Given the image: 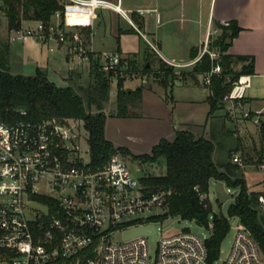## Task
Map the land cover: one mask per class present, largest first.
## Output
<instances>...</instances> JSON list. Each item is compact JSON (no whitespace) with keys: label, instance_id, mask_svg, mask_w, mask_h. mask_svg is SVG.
<instances>
[{"label":"built area","instance_id":"2783aa9c","mask_svg":"<svg viewBox=\"0 0 264 264\" xmlns=\"http://www.w3.org/2000/svg\"><path fill=\"white\" fill-rule=\"evenodd\" d=\"M60 1L65 6L64 15L56 10L48 23L32 20L33 25L23 20L20 28L10 32V41L33 38L49 51L60 50L70 69L94 59L99 70L116 80L138 76L141 70L134 57L123 56L117 50H95L91 37L77 27L88 12L106 7L127 18L160 54L157 44L128 15L133 11L141 13L142 9H125L123 0ZM209 42L207 39L191 62H166L189 66L205 53L212 60L218 59L220 52L210 49ZM220 71L216 63L203 73L204 83L209 85L211 76ZM249 85V75L239 76L224 101L229 104L233 121L251 119L260 125L264 106L241 109ZM72 121L52 117L40 122H8L0 113V264H264L257 241L237 217L234 238L222 262L219 258L208 262L206 240L212 223L208 236L189 229L161 234L152 253L148 237L158 232L157 223L171 217L161 218L170 190L147 189L118 154L103 164H95L89 147H80L81 132ZM232 160L245 167L241 153H235ZM194 188L199 189L198 185ZM226 190L232 192L229 187ZM199 198L203 201L210 196L199 192ZM258 201L264 208V190L259 192ZM148 224L154 225V233L125 237L126 230ZM114 236L119 239L113 240Z\"/></svg>","mask_w":264,"mask_h":264},{"label":"trees","instance_id":"16d2710c","mask_svg":"<svg viewBox=\"0 0 264 264\" xmlns=\"http://www.w3.org/2000/svg\"><path fill=\"white\" fill-rule=\"evenodd\" d=\"M56 10H61L64 15L65 6L60 0H0V113L8 122L20 119L40 122L52 117L83 120L88 131L91 160L95 164H103L113 155L129 153L126 147L115 145L105 134L107 114L104 109L112 94L111 75L99 70L94 59L90 63L88 79L83 80L77 70L70 69L69 83L66 85L56 84L48 78L46 71L39 68L32 75L14 71L10 32L20 28L23 20H43L48 23ZM3 17L5 29L2 33ZM135 21L139 28L143 26L139 18L135 17ZM77 27L90 37V25L79 24ZM220 28L221 33L209 42L210 49L220 52L219 58L212 60L210 55L205 53L195 62L191 71L192 75L203 74L216 63L221 66V71L211 76L208 85V123L214 112L224 105V96L239 76L254 71L253 56L233 55L228 52L233 38L241 28L234 21L220 25ZM197 55L198 51L192 50L191 57ZM159 61L156 75L164 73L167 78H177L172 65L162 59ZM234 61L248 62L239 70H235L232 67ZM144 70H150V65L145 64ZM124 82L125 78L117 79L115 115L118 117L134 115L133 108L141 106L143 101V86L126 88ZM21 111H25V114ZM221 129L220 132L212 127L207 136L197 135L188 128L177 130L173 138L162 137L149 152L132 154L134 159L150 162L161 157L165 160L166 170L163 174H147L140 177L141 183L149 190H170L165 213L161 218L168 215L178 216L194 220L207 228L212 223L211 234L206 240L209 263L219 258L221 243L230 230V217H237L251 232L264 254V208L259 206V192L248 190L244 168L231 158L234 151L242 149L241 141L234 137L235 132L224 123ZM259 132L261 148L257 162L264 164V119L259 125ZM230 138L233 146L230 145ZM222 148L227 158L221 162L216 161L215 152L221 151ZM243 160L245 163V159ZM211 179L223 182L226 187L235 191L227 215L214 212L209 198L203 201L199 198V192L209 193ZM196 185L198 190L194 188Z\"/></svg>","mask_w":264,"mask_h":264},{"label":"rangeland","instance_id":"374dc122","mask_svg":"<svg viewBox=\"0 0 264 264\" xmlns=\"http://www.w3.org/2000/svg\"><path fill=\"white\" fill-rule=\"evenodd\" d=\"M149 1L150 0H123L122 7L134 10L146 5ZM1 14L3 16L2 12ZM128 15L139 28L138 23L135 21V17L139 18V15L136 12H128ZM145 16L147 18V27L145 29L140 27L139 29L141 32L145 33L152 42L157 44L154 37L148 33L151 28H154L155 13H145ZM80 24H90L92 28L90 37L95 50H118L123 56L135 58L137 65L141 69V73L135 77V81L132 82V85L134 86L137 83H141L140 86H143L144 103L139 107L133 108L135 114L132 116H116L117 80L113 77L111 87L114 94H111L104 109L107 114L105 134L115 142L123 143L128 147L129 153L122 152L119 153L118 156L126 162L131 172L136 177H142L147 174H163L166 170L163 157L150 162L144 159H134L132 154L140 155L149 152L154 143H157L162 137L173 138L174 134H171L172 127L175 126L177 128L180 122L188 120L195 123L204 122L208 111V104L205 103V100L210 94V89L209 86L204 83L203 75L201 73L190 75L187 81L176 80L174 84H172L171 79H168L164 73H161L159 76L156 75L155 71L157 69L156 66L159 64L160 54L149 45L137 29L129 24L127 18L122 17L110 8H96L93 13L88 12L86 16L84 15V20L83 18L80 20ZM27 25H33V22H28ZM4 29L5 18L3 17L2 33ZM214 38L215 37H211L210 41ZM34 40L35 39L31 38L30 40L24 41V43L20 40L11 42L12 47L18 52L20 51L24 58V68H19L18 70L16 69L18 68V64L20 65V62L16 58L13 59L14 71H20L27 75L35 74L37 66L40 67L45 62L47 56H49L52 65L58 69V72L55 69H49V76L58 85H65L66 82L61 75L65 74L70 67L69 64L65 62V56L61 55L63 52L55 50L58 54L49 53L47 51L49 49L46 45H42L40 42ZM165 40L170 42L171 48H175L177 51L179 50L181 52V43L187 40V38L184 36H180L179 38L171 36L170 38H165ZM178 41L180 42L179 45L176 43ZM157 46L159 48V44H157ZM177 55L185 59L188 58L185 54L179 53ZM59 56H61L62 59H59ZM147 63H150V70L145 71L144 66ZM59 71L61 75L58 74ZM176 71L178 75L177 78H186L187 71H185V69L177 68ZM142 77L146 78L145 82L142 80ZM128 83L130 82L128 81ZM150 86H153V88L151 89ZM250 89L251 88L247 89L246 95H248ZM144 115L145 117H141ZM72 125L77 131L81 132L79 145L86 150L88 148V131L84 126L83 120L75 119L72 121ZM230 125L233 126L231 123ZM86 155L85 153V156ZM244 169L248 183L253 182L256 177L261 176L264 170H260L253 166H246ZM216 183L214 179L210 180L209 196L213 211L217 213L222 212L227 215L228 207L234 200L235 191L232 189V192H229V198L226 201H220L215 188ZM229 219L230 230L221 243L219 262H222L226 257L234 238L237 218L230 217ZM156 226L159 229L158 232L148 237L152 253L157 247V241L161 234L170 235L180 230L187 229L201 236H208L210 233L209 228L198 224L196 221L182 219L178 216H171L163 223H157ZM118 239L119 236L113 237V240Z\"/></svg>","mask_w":264,"mask_h":264},{"label":"crops","instance_id":"0c3cea01","mask_svg":"<svg viewBox=\"0 0 264 264\" xmlns=\"http://www.w3.org/2000/svg\"><path fill=\"white\" fill-rule=\"evenodd\" d=\"M136 9H142L141 13L136 11L133 12H136L139 15V19L143 23L142 28L144 29L147 27V18L145 13H155L154 28H151L148 33L151 34L156 43L159 44V59H162L165 62L166 60H169L180 64H185L194 60L196 57H191L192 50H197L199 54L207 39L216 37L221 33L220 25H226L230 21L236 22L241 29L233 38L228 52L233 55H249L254 58L253 73L245 74L250 76V85L246 88L244 98L241 100V109L255 110L264 106V0H150L146 5ZM157 15H159V20H157ZM28 22L33 21L26 20L25 23L27 24ZM171 36L177 38L184 36L187 38V40L181 43V52L179 50L177 51L175 48H171L170 42L165 40V38H170ZM22 42L24 43V41ZM176 43L179 45L180 42L178 41ZM12 50L14 58L20 62V65H18L20 66L19 68L23 69V54H21L20 51L18 52L13 47ZM47 51L49 53L58 54L56 51ZM179 53L187 55L188 58L185 59L184 57H178L179 55L177 54ZM61 55L63 56L64 53ZM58 58L60 59L61 56ZM50 60L49 56H47L45 62L40 67L37 66L36 70L39 68L46 71L48 78L54 81L49 76L48 71L49 69H55L58 72V69L52 65ZM247 62L248 61H234L232 63V67L235 70H239L243 64ZM159 65L160 61L158 66H156V70H158ZM193 66L194 64L189 66H173L175 73L177 72V68L185 69V71H187L185 76L186 78L172 79L171 76H168V79H171L172 84H174L176 80L187 81L190 75H192L191 71ZM137 67L139 68L138 65ZM74 69L81 74V78L83 80L89 78L90 63H83L76 66ZM69 70L70 68L63 75H61L60 71L58 73L65 80L66 84L69 83ZM135 77L129 78V80L126 79L124 86L126 88H139L141 83H137L134 86L132 85V82L135 81ZM128 81L130 83H128ZM150 88L152 89L153 86H150ZM248 88L251 89L248 95H246ZM112 92V94H114V91ZM142 103H144V101ZM205 103L208 104L209 110V103L207 99L205 100ZM141 117H145V115ZM223 123L227 128L233 130L235 132L234 137H238L241 141L242 149L240 148L239 150L234 151L231 158H233L235 153H241L246 163L244 168H246V166H253L263 170L264 167H261V163L257 162V158L260 154L259 150L261 148L259 125L255 124L251 119H239L236 122L233 121L229 117L228 102H225L222 107L214 112L209 123L207 122V115L202 123H195L190 120L183 121L180 122L177 128L175 126L172 127L171 134H175L177 130L188 128L197 135L207 136L211 133L212 127L219 129L221 132V126ZM230 123L233 124V126H231ZM106 137L115 145H122L128 148L123 143L115 142L107 135ZM229 141L230 145L233 146L234 144L232 143V138H230ZM214 156L215 160L220 162L226 160L227 158L224 148H222L221 151H216ZM246 183L249 191L260 192L264 190V170L261 176L256 177L253 182L248 183L246 180Z\"/></svg>","mask_w":264,"mask_h":264},{"label":"water","instance_id":"95a60500","mask_svg":"<svg viewBox=\"0 0 264 264\" xmlns=\"http://www.w3.org/2000/svg\"><path fill=\"white\" fill-rule=\"evenodd\" d=\"M149 65H150L149 63L146 64V66H149ZM215 188L218 194V199L220 201H226L229 198V193L227 192L226 187L222 182L220 181L217 182L215 185ZM154 231H155V227L153 224L140 225L132 229L126 230L124 235L125 237H129V236L136 235V234L154 233Z\"/></svg>","mask_w":264,"mask_h":264}]
</instances>
